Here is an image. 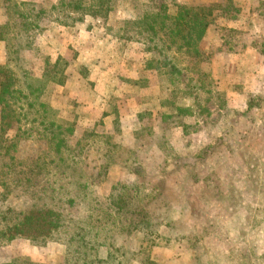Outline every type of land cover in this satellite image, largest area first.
I'll list each match as a JSON object with an SVG mask.
<instances>
[{
	"label": "rangeland",
	"instance_id": "obj_1",
	"mask_svg": "<svg viewBox=\"0 0 264 264\" xmlns=\"http://www.w3.org/2000/svg\"><path fill=\"white\" fill-rule=\"evenodd\" d=\"M57 1L0 0V25L10 27L8 44L0 40V66L10 58L40 78L45 57L65 59V84L50 88L48 100L73 125L66 163L69 154L101 199L117 181L156 187L148 206L154 229L117 241L122 264H264V0H111L106 17L83 14L67 25L55 20L66 13L50 8ZM179 3L212 8L197 52L178 53L169 43ZM151 59L159 68L147 67ZM12 107L20 120L0 135L2 147L13 140L0 155V179L10 184L3 206L23 209L27 192L65 167L42 126L23 119L25 104ZM199 147L210 149L201 155L212 163L192 170ZM193 171L209 177L207 186L188 180ZM200 230L211 238L193 243ZM64 259L56 241L0 244V264Z\"/></svg>",
	"mask_w": 264,
	"mask_h": 264
},
{
	"label": "trees",
	"instance_id": "obj_2",
	"mask_svg": "<svg viewBox=\"0 0 264 264\" xmlns=\"http://www.w3.org/2000/svg\"><path fill=\"white\" fill-rule=\"evenodd\" d=\"M3 3L9 5L11 2L3 0ZM57 4L58 6L54 4L50 8L57 10L59 7L66 13L63 19L56 17L55 20L67 25L68 19L81 20L83 14L106 17L111 0H58ZM205 8V5L182 3L176 5V15L172 19L169 33L172 38L169 43L175 46L178 53L181 50H187L183 51L184 53L188 50L197 52V42L202 39L212 23V8ZM76 15L78 17H74ZM149 26L148 29L154 30L152 23H149ZM9 28L8 22L0 25V40L7 44L9 39L6 34L10 33ZM29 30L32 28L30 29L29 24L25 23V34H28ZM153 34H156L155 30ZM25 47L30 48L29 41ZM8 48L10 46H7ZM17 51V49L12 50L10 54L16 52L17 55ZM171 59L166 60L168 64H172V72L179 74L178 67ZM12 60L9 58L7 64L0 66V135L9 127L11 120H20L19 113L12 107L13 104H25V111L21 113L23 119L25 122H36L42 126L43 138L47 140L50 151L59 156L65 170L48 172L49 175L52 173L53 177L47 179L45 185L35 187L34 192L31 190L27 192L30 196L25 204L28 202L30 204L23 209L11 205L3 206L10 184L0 179V185L4 188L0 193V244L16 238H25L38 245H43L47 241H56L65 247V264H122L120 258L122 246L118 245L117 241L119 239L123 241L134 233L151 234L154 229L155 217L148 206L155 198L156 194L153 190L156 187L147 185L148 188H142L143 183L134 179L117 181L112 185L109 194L101 199V196L95 193L93 181L77 172L72 156L66 155L70 158L69 163H66V159L62 156L64 152L68 153L67 136L73 133V125L60 119L58 112L48 100L50 88L63 87L65 84L64 72L68 62L61 56L53 61L45 57L42 76L36 78L31 71L14 61L12 63ZM152 61L153 59L147 62V67L159 68L157 65L154 67ZM177 107L181 110L180 106ZM183 109L192 111V107ZM19 111L21 112V108ZM9 141L11 143L4 147L0 144V155L7 154L9 149H13V140ZM207 149L210 150L208 147H199L200 157L197 156L192 162V170L198 162L204 165L210 160L212 163L209 153L205 154L206 156L201 155ZM199 176L203 177L199 178ZM188 180L194 184L203 183L207 186L209 177L204 178L201 172L193 171L188 174ZM225 193L230 194L228 187L225 188ZM73 208H77L81 213L75 216ZM211 236V232L200 230L199 233H193L191 240L193 243L202 242L203 239H210ZM104 246L107 248L105 255H99L98 250ZM213 258L217 260L218 256ZM144 260L148 264H153L148 258ZM1 264L35 263L27 260H11Z\"/></svg>",
	"mask_w": 264,
	"mask_h": 264
},
{
	"label": "crops",
	"instance_id": "obj_3",
	"mask_svg": "<svg viewBox=\"0 0 264 264\" xmlns=\"http://www.w3.org/2000/svg\"><path fill=\"white\" fill-rule=\"evenodd\" d=\"M107 114V113H106ZM104 115V114H103ZM105 117H108V116H105ZM103 119H105V118H103Z\"/></svg>",
	"mask_w": 264,
	"mask_h": 264
}]
</instances>
